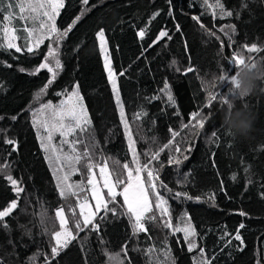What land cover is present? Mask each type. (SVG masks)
<instances>
[{
	"label": "trees",
	"instance_id": "obj_1",
	"mask_svg": "<svg viewBox=\"0 0 264 264\" xmlns=\"http://www.w3.org/2000/svg\"><path fill=\"white\" fill-rule=\"evenodd\" d=\"M208 3L214 4L215 0H208ZM221 3L226 11L233 12L232 16L221 18L216 9L214 17L213 9L203 5L202 0H89L88 6H83L80 0H66L57 18V27L62 30L80 14L82 7L91 8V11L61 42L62 69L43 94L40 90L47 84L50 73L46 69L36 75L30 72L43 61L47 44L35 53L0 49V84L3 85L0 88V116L3 117L0 129L5 130L0 132V165L10 163L11 174L25 189L20 193L17 209L5 218L10 230L0 227L3 264H29V257L34 254L37 255L35 264H45L46 257L51 259V246L55 244L45 229L59 228L55 217L58 207L77 203L75 197L65 200L59 196L57 174L41 148L36 125H33L36 120L33 114L43 104L58 103L78 83L79 94L92 122L89 134H85V143L91 141L97 145L95 162L101 165L107 162L110 172L127 176L123 165L130 164L132 152L104 69L99 41L94 35L99 28L105 29L125 119L135 136L134 147L141 164L147 159L145 152L156 151L158 146L168 143L170 129L178 133L171 149L160 153L163 167L155 161L152 167H159L160 179L155 183L157 191L169 202L173 225L179 223L182 214L190 217L197 232L198 247L189 252L183 233L164 228L163 219L167 218H160L158 211V220L146 223L147 232L133 235L123 198L117 196L119 203L109 204L110 208L116 207V215L103 211L97 215L99 233L87 229L80 231L77 239L51 259V264H118L117 260H109V256H118L124 264H166L165 248L171 249L175 264H194L200 247L212 264H257L258 261L264 264V199L260 197L264 192V92L233 100L237 107L247 106L255 117L250 138L235 141L222 126L223 107L219 98L208 106L209 93L201 79L213 74L219 76L225 71L233 52H240L245 58H264V0H221ZM157 12L159 15L153 19ZM15 14L17 17L18 10ZM193 16H198L200 23L216 35H207ZM16 17L17 35L23 37L26 33L19 28L24 22ZM0 23H4L3 14H0ZM227 25L235 26L231 42L220 31L222 27L228 31ZM141 29L147 30L144 38L137 35ZM160 31H167L171 39L158 38ZM2 35L0 32V38ZM18 41L19 45L24 42L23 39ZM253 43L261 49L259 53H248L243 47ZM173 59L177 61L176 66H170ZM189 64L194 71L187 74L176 71V67L183 69ZM21 68L25 71H20ZM120 71L125 74L119 75ZM165 82L174 105L161 91ZM215 91L226 93L227 85L219 81ZM156 103L160 108L154 110ZM142 109L145 114L134 120ZM201 109L202 115H208L205 128L183 127L194 123L192 114ZM162 123L164 133L159 129ZM213 129L217 130L219 139L209 142ZM5 135L17 142V150L10 156L8 150L13 146L3 143ZM176 146L182 150L175 153L178 158L189 157L178 169L175 164L167 163ZM77 147L83 149V145ZM189 147L193 148L190 152L186 150ZM77 167L82 168L83 162ZM69 182H83L85 191L81 196H86L94 205L88 191L91 185L87 184L86 169L74 173ZM161 182L167 187H161ZM150 183L147 186L149 198L155 202ZM122 188L120 185L117 189ZM176 192L186 193L193 199L176 198ZM210 196H214V201ZM15 198L11 185L0 176V210ZM76 211L79 212L78 208ZM240 211L248 216H240ZM66 215L71 217V212L66 210ZM240 223L245 224V228L240 229L244 245L232 239ZM69 227H72L71 222ZM150 247L157 251L149 256L145 253Z\"/></svg>",
	"mask_w": 264,
	"mask_h": 264
},
{
	"label": "snow or ice",
	"instance_id": "obj_2",
	"mask_svg": "<svg viewBox=\"0 0 264 264\" xmlns=\"http://www.w3.org/2000/svg\"><path fill=\"white\" fill-rule=\"evenodd\" d=\"M80 3L83 6L89 5V0H80ZM202 4L213 9V16H216V9L219 10V15L221 18L225 16H232V11H226L221 0H215L214 4H209L208 0H202ZM66 0H16L14 3L13 0H0V14H3L4 21H10L13 15L18 10V18L24 23L20 26L19 30L26 33L25 36L19 37L17 35V28L11 26L10 24L0 23V32H2V38H0V49L12 50L14 49L16 53H35L39 48L40 44L43 43L45 39L52 40L53 46H49L47 54L44 56L43 61L38 64L31 72V75L38 74L41 70L46 69L50 73V78L47 80V84L41 88L40 92L43 94L48 85H51L58 75V70L62 69V63L59 58V47L61 42L69 36L73 31L75 25L81 22L84 16L91 11V8L82 7L80 14L72 18L69 24L62 30L57 27V17L61 15V10L65 8ZM94 7V5H93ZM247 7V5H244ZM159 13L153 15V19ZM193 20L200 23V18L198 16H193ZM39 20V24H36V21ZM31 22V23H28ZM200 27L204 29L205 33L209 36H215L216 34L209 31L202 23ZM228 31H225V28H220L221 32H224L228 36L229 41L233 39V34L235 33V26L227 25ZM177 30L179 31V25H177ZM146 29H141L137 35L140 38H144L146 35ZM96 39L99 41V51L104 54V69L107 73L108 80L112 84V91L116 97L117 107L120 109L121 123L124 125L125 134L129 140V149L132 152V160L130 164L125 163L123 169L126 170L127 176L125 177L123 173H115L108 171L107 162H104L102 165L95 162V152L94 149L97 145L93 142L85 143V134H89V129L91 127V120L87 116V109L84 107L82 97L79 94V85L78 83L73 86V90L70 93L66 94V99L61 102L60 105H52L51 103H46L41 106L40 111L48 114V118L40 122V126L43 127L44 131L47 133L46 140L48 143H42L41 148L44 149L46 153L50 151H57L51 145L53 139V133L58 132L59 136L62 138L61 143H66L70 145V148L67 152L63 150L60 151V155L56 156V159L61 162L62 167L58 171L63 172L62 176H57V190L58 194L62 199L68 200L69 197H75L77 203L75 206L66 205V207H58L55 211V217L59 221V228L53 229L51 231L45 229L51 240L55 241V244L51 246L50 256L51 259H55L60 255V252L67 248L69 243L72 240L77 239L78 233L84 231L85 229L93 232L99 233L100 224L96 222L97 215L102 211L106 214L111 212L113 215L117 214L116 207H109V204L117 205L119 202L116 200L117 196L123 198V207L126 208V214L129 215L130 221L133 226V235H137L139 232H147L146 223L157 221L158 217L156 212H159V217L163 219V227L172 229L174 233L182 232L184 235V240L187 243V250L192 252L197 249L198 245L196 243L197 232L196 229L190 222V217H186V214H182L179 217V223L174 226L172 223V213L169 202L165 197L157 191V185L155 181L160 179L159 167H163V164L160 163L159 157L160 153L164 149H171L173 140L175 139L178 133L170 129L171 139L168 143L158 146L156 151L149 150L144 153V156L147 158L143 164H141L140 157L136 153L134 144L135 141L132 140V133L129 129L128 123L125 119L124 106L121 103L119 88L116 82V70L112 67L111 60L106 51V36L105 29L99 28L94 33ZM168 37L167 31H160L158 38ZM219 39V37H216ZM18 39H23V44L18 45L16 41ZM243 47L246 48L248 53H259L261 51L258 48L256 43L248 46L245 44ZM247 60L250 61L253 66L257 63L261 64L264 61V58L259 60L256 57L249 56ZM245 63V57L240 52H233L231 57L228 59V66H226L225 71H223L219 76V81L221 84L227 85V91L220 92L215 91L214 93H209L208 95V106L210 107L213 102H219L224 108L225 106H230L234 99H239L238 94L235 92V77L238 75L239 67ZM177 61L173 59L170 66H176ZM7 67L11 68V64H7ZM20 71H25L21 68ZM177 72H183L187 74L188 72L194 71V68L191 64L187 67L181 69L176 67ZM124 71H120L119 75L123 76ZM3 85L0 84V88ZM167 95V99L170 104H175L174 98L171 94V91L168 87V83L165 82L164 88L161 90ZM59 95V93H57ZM39 99V97H37ZM143 109L141 113L137 116H134V120L140 118L141 115H144ZM33 115H36L35 113ZM0 119H3L0 116ZM13 120L16 117H12ZM194 123L184 124L185 128L193 129H204L205 123L208 119V115H202V109L192 114L191 117ZM37 124L36 120H33V125ZM5 130L0 129V132ZM230 135V134H229ZM69 136L74 137V139L68 140L64 139ZM214 139H219V135L216 129H213L209 134V142H213ZM155 142V141H154ZM3 143L6 145H12L13 147L8 150V156L11 155L13 151H16V140L14 138H9L5 135ZM77 145H83V149H79ZM187 151H192L193 148L189 147ZM182 152L179 146H176L172 155L169 156L167 163L169 165L175 164L178 166L182 163L183 160H187L189 157L183 155L182 159L178 158L175 153ZM153 161L159 164V167H152ZM83 162V167H77ZM134 166V167H133ZM99 167L101 178L104 182V188L107 189L106 194H102L97 188V181L95 179L96 173L94 169ZM86 169L87 173V184L91 185V188L88 191L91 192V198L95 201V210L92 211V206L89 203V200L86 196L82 197L81 193L85 191V188L81 184H73L70 181V176L76 172H80ZM146 172L149 179L151 192L155 194V202L150 200L149 193L145 189L144 184L141 181V173ZM0 176H2L8 184L11 185V189L16 193V198L11 200L2 210H0V227H3L5 230H10L8 224L5 222V218L9 217L14 210L18 207V202L20 199V193H23L25 189L21 186V182L13 177L11 174V164L4 163L0 165ZM235 180V175L232 177ZM249 183L251 179L249 178ZM123 185L122 190L117 191V188ZM161 187H167L163 182L160 184ZM171 191V189H169ZM176 198L184 197L185 199H193L188 196L186 193L176 192ZM261 199H264V192L260 193ZM210 199L214 201V196H210ZM199 202V198H196ZM76 208H79V212L76 211ZM154 209L156 211H154ZM66 210L71 212V217L66 215ZM240 216H248V213L240 211L238 213ZM100 219H104V216H100ZM71 222L72 227H69ZM43 223V221H42ZM245 228L244 223H240L235 235L232 239L240 242V245H244V239L240 233V229ZM75 233V234H74ZM227 235V233H226ZM11 243V241H9ZM227 243H231V240H228ZM239 250L243 251V247H240ZM157 249L152 247L146 250V255H151ZM107 255V253H106ZM125 255L127 253L125 252ZM166 264H175V260L171 256V249L165 248L164 251ZM37 255L34 254L32 257H29V264H35ZM51 259L46 257L45 264H51ZM109 260H117L118 264H124L123 260H120L118 256H109ZM0 264H3V259L0 258ZM194 264H212V261L205 256V251L203 247H200L198 257L194 259ZM257 264H260L258 261Z\"/></svg>",
	"mask_w": 264,
	"mask_h": 264
},
{
	"label": "clouds",
	"instance_id": "obj_3",
	"mask_svg": "<svg viewBox=\"0 0 264 264\" xmlns=\"http://www.w3.org/2000/svg\"><path fill=\"white\" fill-rule=\"evenodd\" d=\"M202 86L208 93H214L219 82L217 75L202 77ZM235 92L240 99L251 97L258 92H264V66L257 63L255 66L245 58L235 77ZM223 128L235 141H244L250 138L255 123L252 111L245 105L237 107L232 101L225 106L221 116Z\"/></svg>",
	"mask_w": 264,
	"mask_h": 264
},
{
	"label": "rangeland",
	"instance_id": "obj_4",
	"mask_svg": "<svg viewBox=\"0 0 264 264\" xmlns=\"http://www.w3.org/2000/svg\"><path fill=\"white\" fill-rule=\"evenodd\" d=\"M14 1L16 2V0H14ZM15 17H16V14L10 19V21H4V24H10L11 26H15V21H14ZM28 23H31V22H28ZM36 24L37 25L39 24V20L36 21ZM16 43L19 45V41L18 40L16 41ZM43 44H47V48H49V46H53V41L52 40L45 39L43 41V43L40 44L39 47H41ZM105 47H106L107 54L109 56L107 44H106ZM102 58H103V61H104V54H102ZM109 58H110V56H109ZM111 64H112V61H111ZM116 82H117V78H116ZM117 85H118V83H117ZM111 87H112V84H111ZM65 99H66V96L63 97L58 103H56L54 105H60L61 102L64 101ZM81 102L83 103V101H81ZM83 105H84V103H83ZM158 108H160V106H159V104L156 103V105L154 106V110H157ZM40 109H41V107L37 110V112H35V114H36L35 115V118H36V121H37L36 128H37V132H38V135H39L40 144H42V143H48V141L46 140L47 133L44 131L43 127L40 126V122L43 121V120H45V119H47L48 118V114L45 113V112L40 111ZM87 116H88V112H87ZM123 127H124V125H123ZM129 129L131 130V133H132V129L130 127H129ZM159 129H160V132L161 133H164L165 132L164 131L165 128H164L163 123L160 125V128ZM124 130H125V128H124ZM64 139L71 140V139H74V137L69 136V137L64 138ZM61 140H62V138L59 136V133L58 132H54L53 133V139L51 141V145L57 151H50L48 153H46L44 151L45 152V155L47 157V160H48V162L50 164V166L55 170L57 176H62L63 175V172L58 171V169H60L62 167V164H61L60 161H58L56 159V156L57 155H60V151L59 150H63L65 152H67V150L70 148V145H68L66 143H63L62 144L61 143ZM132 140L135 141V136L133 135V133H132ZM128 144H129V140H128ZM136 153H137V151H136ZM94 171L96 173L95 179L97 181V188H98V190H100L102 192V194H106L107 189H105L104 186H103L104 185V182H103V179L101 178L100 171H99V167H96L94 169ZM108 171L110 172L109 169H108ZM73 175H71L70 178ZM126 175H127V172H126ZM146 175H147L146 172H142L141 173V181L144 184L145 189L148 191L147 186L149 184V179H148V177ZM117 191H118V189H117ZM90 205L92 206L91 210L94 211L95 210V207H94L95 206V201H94V205H92V204H90ZM78 211H79V208H78Z\"/></svg>",
	"mask_w": 264,
	"mask_h": 264
}]
</instances>
